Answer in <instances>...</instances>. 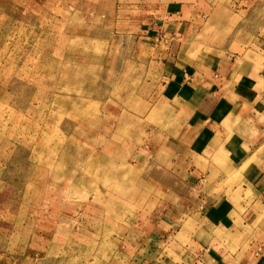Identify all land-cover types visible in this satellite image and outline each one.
Returning <instances> with one entry per match:
<instances>
[{"label":"rangeland","instance_id":"obj_1","mask_svg":"<svg viewBox=\"0 0 264 264\" xmlns=\"http://www.w3.org/2000/svg\"><path fill=\"white\" fill-rule=\"evenodd\" d=\"M248 46L264 0H0V264L173 259L200 196L161 63Z\"/></svg>","mask_w":264,"mask_h":264},{"label":"crops","instance_id":"obj_2","mask_svg":"<svg viewBox=\"0 0 264 264\" xmlns=\"http://www.w3.org/2000/svg\"><path fill=\"white\" fill-rule=\"evenodd\" d=\"M178 25H165V36ZM253 51L199 68L179 50L161 63V100L183 122L200 196L171 236L180 261L164 264H264V66L257 70ZM182 215L175 210L174 222Z\"/></svg>","mask_w":264,"mask_h":264},{"label":"bare ground","instance_id":"obj_3","mask_svg":"<svg viewBox=\"0 0 264 264\" xmlns=\"http://www.w3.org/2000/svg\"><path fill=\"white\" fill-rule=\"evenodd\" d=\"M83 104V103H82Z\"/></svg>","mask_w":264,"mask_h":264}]
</instances>
